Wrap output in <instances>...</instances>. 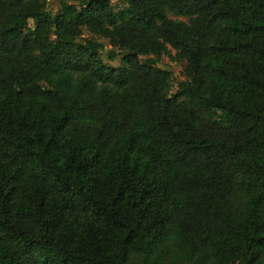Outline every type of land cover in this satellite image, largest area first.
<instances>
[{
	"label": "trees",
	"instance_id": "1",
	"mask_svg": "<svg viewBox=\"0 0 264 264\" xmlns=\"http://www.w3.org/2000/svg\"><path fill=\"white\" fill-rule=\"evenodd\" d=\"M123 1L0 0V264H264V0Z\"/></svg>",
	"mask_w": 264,
	"mask_h": 264
},
{
	"label": "rangeland",
	"instance_id": "2",
	"mask_svg": "<svg viewBox=\"0 0 264 264\" xmlns=\"http://www.w3.org/2000/svg\"><path fill=\"white\" fill-rule=\"evenodd\" d=\"M112 3L116 6V8H119L121 6L124 5V1L123 0H112ZM50 6L51 8H53V10H59L60 8V3L58 2H55V1H52L50 3ZM171 18H178V19H183V20H186V18H183V17H176L174 15H170ZM84 38H90V39H95L99 42H101L102 44H104L106 46V48L108 50L112 49L113 47L108 43V40L105 39V38H102L96 34H93V33H90L89 31L85 30L83 35H82ZM118 51V49H116ZM172 54H175V51L173 50L172 51ZM103 58L105 60V62L109 65H112V66H119L121 63H122V58H121V55H118L115 59L111 60L109 58H107V56L105 55V53H103ZM146 58H154L155 57L153 55H150V56H144L143 59H146ZM159 64L162 66V67H166L168 69H170L173 74H174V77L176 79H184V73H183V70L185 68V65L186 63L185 62H181V61H176V60H173L170 56H163L161 58H159ZM177 86H176V83H174L173 85V88H172V93L175 92Z\"/></svg>",
	"mask_w": 264,
	"mask_h": 264
}]
</instances>
